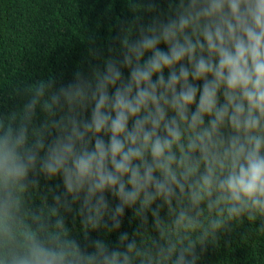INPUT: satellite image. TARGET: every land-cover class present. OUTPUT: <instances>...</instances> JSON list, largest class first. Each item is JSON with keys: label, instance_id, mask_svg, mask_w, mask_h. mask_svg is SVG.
<instances>
[{"label": "clouds", "instance_id": "1", "mask_svg": "<svg viewBox=\"0 0 264 264\" xmlns=\"http://www.w3.org/2000/svg\"><path fill=\"white\" fill-rule=\"evenodd\" d=\"M128 3L102 67L17 88L0 115V264H198L229 226L264 233V0ZM74 211L117 242L82 246Z\"/></svg>", "mask_w": 264, "mask_h": 264}, {"label": "trees", "instance_id": "2", "mask_svg": "<svg viewBox=\"0 0 264 264\" xmlns=\"http://www.w3.org/2000/svg\"><path fill=\"white\" fill-rule=\"evenodd\" d=\"M167 8L168 0H159V9L166 12ZM140 15L141 22L147 23L152 14ZM132 19L128 0H0V115L22 107L24 97L16 93L17 88L49 78L59 86L71 81L77 71L102 67L101 58L93 57L91 50L99 49L103 57L115 55L121 26ZM39 187L41 193L49 188L62 191L59 177H39ZM109 200L115 203L110 196ZM32 201L39 206L37 197ZM131 216L132 210L126 209L119 231L132 234L136 221H130ZM65 222L70 236L82 246L90 239H104L110 246L117 242V232L102 230L90 231L86 238L75 211L66 214ZM259 224L257 220L251 228L245 220L229 226L218 235L216 245L197 249L198 264H264V233L254 229Z\"/></svg>", "mask_w": 264, "mask_h": 264}]
</instances>
